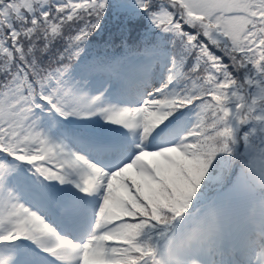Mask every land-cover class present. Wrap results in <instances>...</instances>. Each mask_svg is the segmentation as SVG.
I'll use <instances>...</instances> for the list:
<instances>
[{"label":"snow or ice","instance_id":"obj_1","mask_svg":"<svg viewBox=\"0 0 264 264\" xmlns=\"http://www.w3.org/2000/svg\"><path fill=\"white\" fill-rule=\"evenodd\" d=\"M0 264H264V0H0Z\"/></svg>","mask_w":264,"mask_h":264}]
</instances>
